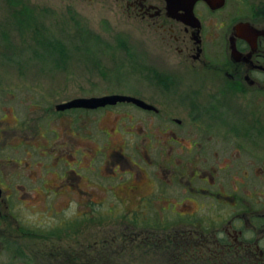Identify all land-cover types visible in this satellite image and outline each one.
Returning <instances> with one entry per match:
<instances>
[{
  "label": "flooded vegetation",
  "instance_id": "1",
  "mask_svg": "<svg viewBox=\"0 0 264 264\" xmlns=\"http://www.w3.org/2000/svg\"><path fill=\"white\" fill-rule=\"evenodd\" d=\"M117 1L158 39L162 65L156 62L159 68L153 67L148 79L155 93L146 100L125 94L155 110L131 102L94 109L57 110L55 105L52 110L36 102L26 113L19 103L9 105L0 79V264H25L17 259L25 255L24 241L82 236L96 221L104 222L99 213L105 204L97 195L107 192L131 197L134 225L152 226L156 219V225L176 226L175 236L210 244L214 249L209 252L217 248L242 257L245 264H264V3L225 10L231 0H222L220 7L206 0ZM0 33L1 41V27ZM119 107L152 113L161 121L148 131L140 129L135 139H120L111 128L112 133L103 130L106 143L99 138L90 143L87 126L81 138L57 139L53 125L65 113ZM175 111L183 117H173ZM239 113L257 115L256 121H236ZM74 124H67L69 135L76 131ZM244 128L257 138L244 136ZM44 130L52 136L46 138ZM126 131L134 134L133 127ZM129 145L134 150L128 154ZM57 192L78 194L81 213L55 221L67 207L57 212L40 200ZM46 215L49 222H42ZM202 224L213 227L209 234L197 229Z\"/></svg>",
  "mask_w": 264,
  "mask_h": 264
},
{
  "label": "rangeland",
  "instance_id": "2",
  "mask_svg": "<svg viewBox=\"0 0 264 264\" xmlns=\"http://www.w3.org/2000/svg\"><path fill=\"white\" fill-rule=\"evenodd\" d=\"M229 3L225 10L244 7L246 3L261 4L264 0H231ZM124 9L117 0H0V27L5 30L0 41V79L9 93V105L19 103V107L26 110L29 105L41 102L42 108L54 110L57 103L75 97L107 93L139 95L148 99L150 93H155L148 82L150 74L155 71L153 67L162 65L155 44L158 39L154 31L152 33ZM56 41L61 43L65 54L59 62L55 60L56 50H53ZM236 104L241 108L246 106L242 100H237ZM246 110L242 109V112ZM78 112L65 113L53 125L58 140L79 138L87 130L90 143L97 138L100 143H106L103 130L110 132L111 128H116L115 136L120 139H135L140 137V129L148 131L151 124L161 121L152 113L126 107L90 111L88 115ZM22 115L20 112L19 116ZM171 115L183 117L176 111ZM238 115L241 117L236 121L249 125L257 116ZM234 118L237 119V115ZM70 120L75 122L74 135H69L72 132L67 126ZM261 120L264 125V115ZM128 126L133 127L134 134L127 133ZM244 129L243 132L247 130L244 136L257 138L252 130ZM44 131L46 138L52 136L48 130ZM80 147L78 145L76 149ZM88 147L92 149L94 145ZM105 147L119 149L120 146L98 145V148ZM125 148L128 154L134 150L132 145ZM134 157L140 160L137 154ZM105 182L108 184L106 179ZM41 198L42 204L52 203L57 212L67 207L55 221L64 214L70 218V215L81 213L78 194L70 197L67 193L57 192ZM97 199L105 204L99 213L104 222L96 221V225L86 229L82 236L24 241L25 255L18 257V261L25 264H245L242 257L223 255L217 248L215 252H209L207 248H214L201 239L195 240L197 243L194 244L187 240L188 236H175L176 226L156 225V219L151 220L152 226L144 222L134 225L129 211L133 200L122 192L102 193ZM201 214L205 215L204 211ZM40 220L49 222V217L46 215ZM212 228L206 224L197 227L204 235ZM192 235L198 237L195 233ZM160 238L167 240L158 242ZM155 248L160 252L156 253ZM199 249L202 253L197 255ZM192 252L195 254L191 256Z\"/></svg>",
  "mask_w": 264,
  "mask_h": 264
},
{
  "label": "water",
  "instance_id": "3",
  "mask_svg": "<svg viewBox=\"0 0 264 264\" xmlns=\"http://www.w3.org/2000/svg\"><path fill=\"white\" fill-rule=\"evenodd\" d=\"M195 0H192V3ZM207 2H211L210 4L214 7H220L223 4L222 0H217L216 4L212 3V0H206ZM214 1V0H213ZM191 4L188 7V13L191 12ZM118 102H131L143 109L147 110H155V107L151 104H148L144 100L130 96L125 94H104L99 96H87V97H75L60 103H57L55 108L57 110H65L70 108H86V109H94L98 107H103L105 105H113Z\"/></svg>",
  "mask_w": 264,
  "mask_h": 264
},
{
  "label": "trees",
  "instance_id": "4",
  "mask_svg": "<svg viewBox=\"0 0 264 264\" xmlns=\"http://www.w3.org/2000/svg\"><path fill=\"white\" fill-rule=\"evenodd\" d=\"M54 49L56 50L55 60L57 62H59L65 56L64 51H63V47L59 41H56L55 45L53 46V50ZM154 250H158L156 253L160 252V250L158 248H155Z\"/></svg>",
  "mask_w": 264,
  "mask_h": 264
}]
</instances>
